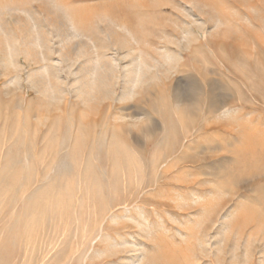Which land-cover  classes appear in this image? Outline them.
I'll return each mask as SVG.
<instances>
[{
	"label": "rangeland",
	"instance_id": "1",
	"mask_svg": "<svg viewBox=\"0 0 264 264\" xmlns=\"http://www.w3.org/2000/svg\"><path fill=\"white\" fill-rule=\"evenodd\" d=\"M171 262L264 264V0H0V264Z\"/></svg>",
	"mask_w": 264,
	"mask_h": 264
},
{
	"label": "bare ground",
	"instance_id": "2",
	"mask_svg": "<svg viewBox=\"0 0 264 264\" xmlns=\"http://www.w3.org/2000/svg\"><path fill=\"white\" fill-rule=\"evenodd\" d=\"M77 13V12H76ZM81 16V15H80ZM34 45V44H33ZM85 46V45H84ZM120 46V45H119ZM125 46V45H124ZM105 49V48H104ZM29 57L31 58V62L34 64H40V61L37 60L36 56L34 55L32 48L29 49ZM87 53H85L84 55H86ZM83 55V53H80V55L78 56V59L81 58V56ZM86 60V59H85ZM46 61V60H45ZM77 61V60H76ZM79 62V61H78ZM114 62V61H113ZM159 63V62H158ZM87 68L85 69V87H86V91L84 93H81L82 95H84L86 97V99H98V100H105L106 98H108V95L110 93L109 87H112V83L114 81V78L109 74V68H108V64L103 60H89L87 61ZM114 64V63H113ZM152 64L146 61H138V62H134L133 66H132V71H130V73L127 75L129 76V86L130 88H128L129 86H127L128 90L126 89L125 93L123 94V96L120 98L121 101H126L128 100L130 97H132L135 94V88L137 87V84L139 82H141L145 75L147 74V70L149 68H152ZM45 69L43 66L40 67L41 72H39L40 74L44 75L45 74ZM150 70V69H149ZM38 75V74H37ZM36 75H32V79L33 81H37L36 80ZM83 80V79H81ZM38 84L40 83V80L37 81ZM84 83V82H82ZM128 85V84H127ZM195 87V86H194ZM193 91V90H192ZM160 126V125H159ZM130 170V169H129ZM131 172V171H130ZM129 172V173H130ZM127 173L126 171H124V176L126 177ZM140 185V186H139ZM142 185H144V183L142 182V184H140V182L138 183V186L141 187ZM254 214V213H253ZM256 214V213H255ZM247 215V214H246ZM249 215V214H248ZM256 216V215H255ZM252 217V216H251ZM210 219V217H209ZM250 219V218H249ZM254 219V218H253ZM252 219V220H253ZM254 221V220H253ZM251 221V222H253ZM263 227V226H262ZM240 230V229H239ZM112 243V242H111ZM108 245V244H107ZM161 252V251H160ZM187 253V252H185ZM161 254V253H160ZM171 254V253H170ZM164 257V256H162ZM169 257V256H168ZM149 258V257H148ZM170 258V257H169ZM150 259V258H149ZM148 259V260H149ZM161 260V258H158L157 261L155 260V258H153L154 261L158 262V260ZM147 260V259H146ZM166 260V259H164ZM152 260H150L151 263ZM167 261V260H166ZM169 261H174V260H169ZM168 262V261H167ZM170 263V262H169ZM174 263V262H173ZM145 264V263H144ZM154 264V263H153ZM157 264V263H156ZM172 264V262H171ZM175 264V263H174Z\"/></svg>",
	"mask_w": 264,
	"mask_h": 264
}]
</instances>
